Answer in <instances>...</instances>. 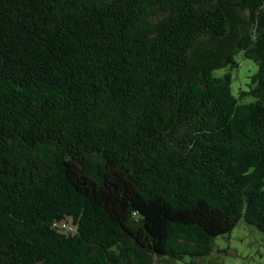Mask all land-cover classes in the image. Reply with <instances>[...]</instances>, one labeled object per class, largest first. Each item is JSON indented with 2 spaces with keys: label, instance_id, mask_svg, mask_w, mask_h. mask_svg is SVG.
<instances>
[{
  "label": "trees",
  "instance_id": "16d2710c",
  "mask_svg": "<svg viewBox=\"0 0 264 264\" xmlns=\"http://www.w3.org/2000/svg\"><path fill=\"white\" fill-rule=\"evenodd\" d=\"M240 220L264 235V0H0V264H200Z\"/></svg>",
  "mask_w": 264,
  "mask_h": 264
},
{
  "label": "rangeland",
  "instance_id": "374dc122",
  "mask_svg": "<svg viewBox=\"0 0 264 264\" xmlns=\"http://www.w3.org/2000/svg\"><path fill=\"white\" fill-rule=\"evenodd\" d=\"M240 66L232 71V91L236 94L246 89L250 76L255 73L256 65L238 57ZM218 70L215 75L223 74ZM189 257L173 264H188ZM200 264H264V235L253 226L240 220L230 234L218 236L213 240L212 252L195 259Z\"/></svg>",
  "mask_w": 264,
  "mask_h": 264
},
{
  "label": "bare ground",
  "instance_id": "6f19581e",
  "mask_svg": "<svg viewBox=\"0 0 264 264\" xmlns=\"http://www.w3.org/2000/svg\"><path fill=\"white\" fill-rule=\"evenodd\" d=\"M56 100V99H55Z\"/></svg>",
  "mask_w": 264,
  "mask_h": 264
}]
</instances>
